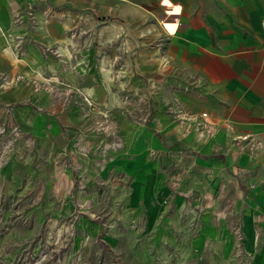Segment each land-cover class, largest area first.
Instances as JSON below:
<instances>
[{
	"label": "crops",
	"instance_id": "0c3cea01",
	"mask_svg": "<svg viewBox=\"0 0 264 264\" xmlns=\"http://www.w3.org/2000/svg\"><path fill=\"white\" fill-rule=\"evenodd\" d=\"M263 20L264 0H0V131L57 150L113 131L139 263L176 220L197 228L190 256L237 264L257 243L264 264ZM163 161L191 162L189 184L165 185Z\"/></svg>",
	"mask_w": 264,
	"mask_h": 264
},
{
	"label": "rangeland",
	"instance_id": "374dc122",
	"mask_svg": "<svg viewBox=\"0 0 264 264\" xmlns=\"http://www.w3.org/2000/svg\"><path fill=\"white\" fill-rule=\"evenodd\" d=\"M113 134L94 121L90 142L73 137L57 150L41 140L27 147V139L0 131V264H142L133 257L144 247L133 227L136 186L106 161ZM160 166L165 185L189 184L182 173L193 169L191 162ZM163 222L164 253L151 264H216L210 255L205 261L197 251L189 255L183 242L196 227ZM246 246L237 244V264H261L257 243L250 253Z\"/></svg>",
	"mask_w": 264,
	"mask_h": 264
},
{
	"label": "built area",
	"instance_id": "2783aa9c",
	"mask_svg": "<svg viewBox=\"0 0 264 264\" xmlns=\"http://www.w3.org/2000/svg\"><path fill=\"white\" fill-rule=\"evenodd\" d=\"M163 23H164V24H163ZM167 24L171 25V23H169L167 20L162 22V25H163V27H164L165 29H166L165 25H167ZM262 28H263V35H264V20H263V22H262ZM201 116H202V117H205V114H202Z\"/></svg>",
	"mask_w": 264,
	"mask_h": 264
},
{
	"label": "clouds",
	"instance_id": "9594fccd",
	"mask_svg": "<svg viewBox=\"0 0 264 264\" xmlns=\"http://www.w3.org/2000/svg\"><path fill=\"white\" fill-rule=\"evenodd\" d=\"M175 11H176V13H180L181 12V7L180 6H176Z\"/></svg>",
	"mask_w": 264,
	"mask_h": 264
},
{
	"label": "snow or ice",
	"instance_id": "6c2138e0",
	"mask_svg": "<svg viewBox=\"0 0 264 264\" xmlns=\"http://www.w3.org/2000/svg\"><path fill=\"white\" fill-rule=\"evenodd\" d=\"M164 3L167 4L168 3V0H164Z\"/></svg>",
	"mask_w": 264,
	"mask_h": 264
}]
</instances>
